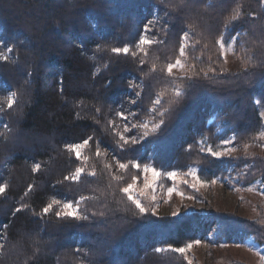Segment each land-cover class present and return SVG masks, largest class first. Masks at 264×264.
<instances>
[{"label": "trees", "instance_id": "trees-1", "mask_svg": "<svg viewBox=\"0 0 264 264\" xmlns=\"http://www.w3.org/2000/svg\"><path fill=\"white\" fill-rule=\"evenodd\" d=\"M237 10L242 19L229 23ZM157 18L165 31L156 26L153 32L163 43L145 46L147 56L138 53L134 59L111 51L134 45L144 24ZM185 31L183 73L173 70L169 76L167 64L179 57ZM222 33L226 44L236 38L231 64L215 43ZM0 37L13 47L10 61L0 60V185H7L0 195V264H188L184 254L155 253L154 248L184 247L207 237L211 226L215 243L251 239L264 250L260 207L252 219L224 210L159 216L147 190L139 199L148 211L140 214L120 191L132 177L136 182L144 177L130 161L178 172L189 181L176 182L178 191L201 201L207 200L189 186L192 169L206 182H264V155L252 149L264 132L259 116L264 107L256 104L264 103L260 0H0ZM139 59L145 60L143 71ZM13 92L9 109L6 98ZM131 99L137 103L130 105ZM121 106L124 115L130 109L137 116L125 121L116 115ZM160 119L165 123L152 132ZM137 120L149 124L150 135L126 150L117 147L115 133ZM89 136L90 147L82 149V157L89 159L77 160L66 145ZM224 139H232L241 153L210 156L207 147L215 151ZM117 160L129 168L119 170ZM36 163L39 171H33ZM108 164L111 169L105 168ZM78 166L97 175L65 180ZM82 196L87 199L81 201ZM54 198L79 202L90 219L43 216V207ZM92 212L97 215L91 217ZM220 264L244 263L230 258Z\"/></svg>", "mask_w": 264, "mask_h": 264}, {"label": "snow or ice", "instance_id": "snow-or-ice-1", "mask_svg": "<svg viewBox=\"0 0 264 264\" xmlns=\"http://www.w3.org/2000/svg\"><path fill=\"white\" fill-rule=\"evenodd\" d=\"M260 3L262 5H264V0H260ZM243 13L239 10L235 11L229 18V23H231L232 21H239L240 19H242ZM159 26L160 31H165L164 29V25L160 23L159 18H157L156 20H149L146 24H144L143 26V30L141 32V34L139 35L138 40L135 42L134 45L129 46V45H125L123 47H113L111 49V51L117 55L119 54H123L125 56H131L134 59L138 57V53H142L144 56H147L148 53L146 51L145 46H152L153 44H159V43H163V41L159 40L156 37V34L153 32V28ZM227 27V25H226ZM240 35L239 33H237V36ZM151 36V38H150ZM188 32L185 31L181 37V43H180V47H179V57L175 60V63H169L167 64V73L169 76L172 75L173 70L176 68H181L183 69L185 67V64L182 62L181 57H185L186 56V41L188 40ZM232 43L236 42V38L235 37H231L230 38ZM198 43V41H197ZM216 45L219 46V50H220V54L221 55H226L225 53V48H226V40L225 37L223 35V33L220 35L219 39H217L215 41ZM205 47H207V45H205ZM135 49V50H134ZM13 53V47H8L4 42H3V38L0 37V60L2 61H10L11 60V55ZM210 59V58H209ZM13 63H15V61H12ZM139 65H141V71H143V65L145 64V60L144 59H139L138 60ZM194 67V65L192 66ZM155 70L154 66H153V71ZM209 71L214 72L215 69L213 68H209ZM205 75H207V73H205ZM188 79H192L191 76L188 77ZM111 82L109 81V86H110ZM130 87H136L134 85L130 84ZM62 91V89H61ZM16 93H11L10 96H8L6 98V102H7V107L9 109H11L13 107V104L15 103V100L13 99V97H15ZM179 95V93H178ZM136 96L139 97L140 93L136 92ZM137 103L136 99H131L129 101L130 105H135ZM154 103L156 105H159L161 103L160 99L157 98ZM256 104L258 106L264 107V103H262V101L258 100L256 101ZM97 111H99V109H97ZM153 112H155V109H152ZM125 109L123 108V106H121V110L116 112V115L119 117H122L125 121L129 120V116L131 117H136L137 114L135 112H132L130 109L128 110V115H124ZM165 113H160L161 116H163ZM259 116L261 118V120H264V111H261L259 113ZM165 123V121L163 119H160L159 122L157 123H153L152 124V132H156L157 130H159L161 128V125H163ZM110 125L113 124V122H109ZM4 127H8L7 125H4ZM133 129L136 130H143L141 134L139 135H125V133H131L133 131ZM149 124L145 121V122H140L139 120H137L136 123H125L123 126V132H116L115 134L119 137V140L117 141V147L121 148V149H125L127 148V146L130 145H137L139 144L142 140H145V138H147L150 135L149 132ZM261 137H264V132L260 133ZM92 137L89 136L87 139L83 140L82 143L79 144H69L66 145V148L69 152L74 153L76 156L77 160H83L84 162L88 161V157H82V149H84L85 147H90L89 142L92 141ZM232 143V140L230 139H224L221 141V150H213L212 147H207V153L212 156V157H216V158H220L226 155H231L232 152L235 151L234 148H225L223 146L225 145H229ZM248 145H245V149H247ZM191 150V146H189V149ZM200 151H205L204 148H201ZM107 153V150H105V155ZM95 155L97 157H100L102 155L101 152V147L99 142L96 143L95 145ZM115 158V157H114ZM129 163H131V166L133 168H136L137 170H142L143 174H144V188L145 189H149L152 188L154 184H156V182L163 176L166 177L169 180L175 181L179 175L178 172L176 171H165V172H161L158 171L155 167L148 165V164H144L143 167H141V163H137L135 161H130ZM117 164V168L119 170H127L129 168V164L128 163H120L119 160L116 161ZM111 165H105L106 169H111ZM41 168V165L39 163H36L33 167V171H39ZM151 174V179H149L148 174ZM83 175H88V176H93L95 177L97 175L95 169H93L91 172H85V168L78 166L75 168V171L69 175V176H65L64 179L65 180H73V181H79L81 179V177ZM191 175L193 180L196 181V183H192L189 186L192 187L193 189H196V184L200 183L203 184L204 182L200 180V178L198 176H196V171L195 169L191 170ZM114 179H116L117 181L122 180L123 178L121 176H114ZM136 180L137 177H132V182L128 183L125 187H122L120 189V191H122L123 193H125L127 195V198L129 201H131V203L135 206V208L138 210V212L140 214H146L148 209H146L143 204L141 203V200L138 199L135 195L134 192V188H135V184H136ZM216 181L213 180L212 183H215ZM182 183L184 184H189V181L187 179L183 180ZM6 188L7 185H0V195H4L6 192ZM29 190H31V185H29ZM251 190V189H249ZM174 192H177L176 188L173 187H169L167 189V194L169 197L172 196V194ZM27 194V193H26ZM178 194L181 197H184V193L183 192H178ZM262 195H264V193H261ZM188 199H194V197H187ZM85 199H87L86 197H81L80 200L84 201ZM28 206L22 205L21 207H17L15 209V212L19 213L22 210L26 209ZM53 214L58 220H83V221H87L90 219L89 215L84 214L83 212H81L80 208H79V202L73 203V202H65V201H61L59 199H52L50 203H47V205L45 207H43L42 209V215L43 216H47L49 214ZM97 215L96 212H92L91 217H95ZM101 216L104 215L103 212L100 213ZM173 215H177V213H173ZM195 244H200L199 240H196L194 242ZM193 247L192 243L186 244L184 247H172L171 245L167 246V247H156L154 248V252L155 253H162L165 251H171L174 253H179V254H186L191 248ZM4 245L0 244V249H3ZM185 259H187L186 255H185ZM188 264H191V261H188Z\"/></svg>", "mask_w": 264, "mask_h": 264}, {"label": "rangeland", "instance_id": "rangeland-1", "mask_svg": "<svg viewBox=\"0 0 264 264\" xmlns=\"http://www.w3.org/2000/svg\"><path fill=\"white\" fill-rule=\"evenodd\" d=\"M232 43L226 44L225 58L229 64L232 63ZM174 71L183 73V69L176 68ZM264 111V110H261ZM260 111V112H261ZM127 116V114H126ZM130 117V116H129ZM232 140V139H230ZM261 143L252 149L260 155H264V137ZM225 148H234L231 155L223 157H235L241 153V150L233 143L223 146ZM217 150H221V146ZM222 158V157H220ZM196 171V170H195ZM163 173V172H162ZM151 179V174H148ZM196 176L197 172H196ZM201 180V179H200ZM183 181L178 176L175 181L166 177H161L152 188H144V177L141 181L136 182L134 192L139 199L140 194L150 190L155 202V213L159 216H171L173 213L183 215L188 213L211 214L214 210L229 211L236 215L252 219L256 216V209L260 207L264 211V182H258L251 186H232L226 181L216 180L215 183L203 181V184L197 183L196 190L203 194L207 201L198 199H188L184 195L178 194L176 182ZM169 182V184H168ZM196 183L191 175V183ZM173 187L177 189L171 197L167 194V189ZM251 189V190H249ZM209 235L199 238L200 244H193V247L184 255L192 264H220L221 259H236L244 264H264V250L251 239H245L239 243L218 244L213 240L215 233L214 227H208Z\"/></svg>", "mask_w": 264, "mask_h": 264}]
</instances>
